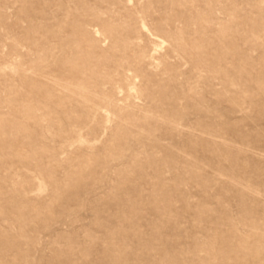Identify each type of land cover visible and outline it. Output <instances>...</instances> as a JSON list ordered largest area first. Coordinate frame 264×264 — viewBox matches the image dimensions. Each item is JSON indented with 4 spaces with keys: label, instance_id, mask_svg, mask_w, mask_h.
Returning <instances> with one entry per match:
<instances>
[{
    "label": "rangeland",
    "instance_id": "374dc122",
    "mask_svg": "<svg viewBox=\"0 0 264 264\" xmlns=\"http://www.w3.org/2000/svg\"><path fill=\"white\" fill-rule=\"evenodd\" d=\"M0 264H264V0H0Z\"/></svg>",
    "mask_w": 264,
    "mask_h": 264
}]
</instances>
